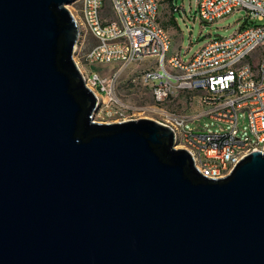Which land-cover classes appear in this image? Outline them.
Instances as JSON below:
<instances>
[{
  "label": "water",
  "instance_id": "95a60500",
  "mask_svg": "<svg viewBox=\"0 0 264 264\" xmlns=\"http://www.w3.org/2000/svg\"><path fill=\"white\" fill-rule=\"evenodd\" d=\"M73 0H0V264H264V148L200 175L154 120L94 121Z\"/></svg>",
  "mask_w": 264,
  "mask_h": 264
},
{
  "label": "built area",
  "instance_id": "2783aa9c",
  "mask_svg": "<svg viewBox=\"0 0 264 264\" xmlns=\"http://www.w3.org/2000/svg\"><path fill=\"white\" fill-rule=\"evenodd\" d=\"M105 3L107 12L102 11ZM70 14L94 42L83 53L85 65L118 62L109 76L80 72L94 95V121L151 119L170 129L173 148L185 150L195 170L210 179L225 177L235 164L264 148V0H194L193 19L212 22L235 10L243 23L227 36H215L183 61L169 49V36L156 23L157 0H73ZM76 6H73V5ZM247 19L255 24L245 25ZM78 38V37H77ZM153 60L157 69H143L130 79L148 88L151 102L132 105L115 95L118 69ZM90 72V71H89ZM87 85V86H86ZM183 94L188 112L172 106ZM97 110L106 121L95 119ZM206 117L214 130L198 126ZM189 125V126H188Z\"/></svg>",
  "mask_w": 264,
  "mask_h": 264
},
{
  "label": "rangeland",
  "instance_id": "374dc122",
  "mask_svg": "<svg viewBox=\"0 0 264 264\" xmlns=\"http://www.w3.org/2000/svg\"><path fill=\"white\" fill-rule=\"evenodd\" d=\"M73 6L76 5L74 4ZM174 6L177 7V9L182 8L183 11H185V14H182V12H180V9H178L179 11H174V16L177 19V25L179 28L180 35L178 34L176 37L171 38L169 49L166 55L170 54L171 52L179 53V56L183 61H186L197 48L203 45L210 38L215 36H227L231 34L234 30H236L241 23H243L244 11L242 9L235 10L212 22H204L198 20L197 18L193 19L192 17L194 14V0H175ZM67 8L71 9V4H67ZM107 10L108 5L105 3L104 9L102 11L107 12ZM194 16L197 17L196 14H194ZM255 23L257 22L252 19H247L245 25H252ZM93 42L94 40L90 36V34L84 33L81 29H79V36L73 47L72 59H74V61L77 63L78 69L82 72L85 78L88 73L91 72L98 73L99 76L111 75L113 72L116 71V68L119 65L118 62L90 63L89 65H85V63L83 62L82 55L89 48V46H91ZM148 63L153 62L149 60H142L139 62L131 63L118 69L117 75H119V78L125 79H121V82L124 81V84L126 83V88H129L130 91L126 92V89L123 87L124 84L122 87L120 85H117L116 87L114 83L115 95L118 98L136 106L148 104L151 102L148 90H146L145 95L143 96H141V94L137 92L132 93V91H137V89L139 88V85H136L137 78L133 83H129L130 79L136 77V74H139L140 71H142L143 69H157L155 64L149 65ZM130 74L133 75L132 77L128 78V75ZM119 87H121L123 91H121V88ZM186 99V96L183 94L178 97V102L182 103L183 105H180L179 109L191 112L199 108L198 100H190L191 104L190 106H187ZM97 114L98 115H95L96 120L106 121V118L101 113V111L97 110ZM197 124L201 128L206 127L211 130L215 129V127L212 125V122L206 117L200 118Z\"/></svg>",
  "mask_w": 264,
  "mask_h": 264
},
{
  "label": "crops",
  "instance_id": "0c3cea01",
  "mask_svg": "<svg viewBox=\"0 0 264 264\" xmlns=\"http://www.w3.org/2000/svg\"><path fill=\"white\" fill-rule=\"evenodd\" d=\"M174 2H175V0H157V10H156V16H155L156 23L169 36V43H170L171 38L176 37L178 34L180 35L179 28L177 25V19L174 16V11H179L178 9H180V12H182V14L183 13L185 14V11H183L182 8L177 9V7L174 6ZM179 15H180V13H179ZM149 61L153 62V60H149ZM148 64L150 65L151 63H148ZM132 75L133 74L128 75V78L132 77ZM104 76H108V75H104ZM121 79L125 80L124 78H119V75L116 76V79L114 82L116 87H117V85H120L121 87L123 86L124 81L121 82ZM128 82H129V80H128ZM125 84L123 87L126 89V92H130L129 88H126ZM121 87H119V88H121ZM120 90L123 91L122 88ZM146 90H148V88L140 84L137 91H132V93L137 92V93H140L141 96H143V95H145ZM148 92H149V90H148ZM149 96H150V93H149ZM150 100H151V98H150ZM171 102H172V106H170V107L175 108L174 106H178V107L180 105L183 106L182 103H179L177 99L175 100V102L174 101H171Z\"/></svg>",
  "mask_w": 264,
  "mask_h": 264
},
{
  "label": "bare ground",
  "instance_id": "6f19581e",
  "mask_svg": "<svg viewBox=\"0 0 264 264\" xmlns=\"http://www.w3.org/2000/svg\"><path fill=\"white\" fill-rule=\"evenodd\" d=\"M72 16H73V14H72ZM73 61H74V59H73ZM74 63L76 64V66H77V68H78V65H77V63L74 61ZM79 70V69H78ZM80 71V70H79ZM81 72V71H80ZM82 73V72H81ZM87 86V85H86Z\"/></svg>",
  "mask_w": 264,
  "mask_h": 264
}]
</instances>
